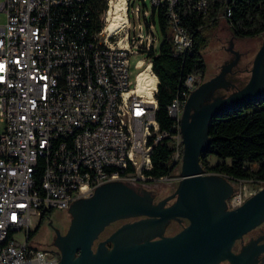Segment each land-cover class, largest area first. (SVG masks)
<instances>
[{
	"label": "built area",
	"instance_id": "built-area-1",
	"mask_svg": "<svg viewBox=\"0 0 264 264\" xmlns=\"http://www.w3.org/2000/svg\"><path fill=\"white\" fill-rule=\"evenodd\" d=\"M83 1L0 0L6 15L0 25V264L60 262L57 247L29 243L34 217L68 210L103 184L148 189L173 177L150 174L156 146L170 137L157 120L159 78L149 57L158 41L155 26L146 27L138 5V27L124 37L113 39L118 30L105 27L88 35ZM168 1L173 8L177 0ZM197 7L206 10L207 0ZM171 16L175 52L182 54L193 39ZM139 53L147 57L136 64L144 67L131 86L130 59ZM145 71L151 95L139 90ZM203 78L187 75L186 90L168 106L178 130L171 135L175 171L182 167L184 107ZM245 200L240 190L228 207ZM22 232L25 240L17 236Z\"/></svg>",
	"mask_w": 264,
	"mask_h": 264
},
{
	"label": "water",
	"instance_id": "water-1",
	"mask_svg": "<svg viewBox=\"0 0 264 264\" xmlns=\"http://www.w3.org/2000/svg\"><path fill=\"white\" fill-rule=\"evenodd\" d=\"M221 72L194 89L181 119L183 157L181 178L173 195L153 202V195L120 181L99 186L94 195L70 208L68 232L57 231L58 264H255L264 245L251 242L239 253L235 243L264 222V187L234 209H229L231 187L219 173H206L201 157L210 146V122L232 109L264 97V42L255 56L249 81L238 91L212 99L231 84L226 76L239 54ZM230 178V177H228ZM232 179V178H231ZM176 197L173 204H165ZM142 217L118 228L97 243L100 233L114 221ZM186 218L189 224L171 236L140 239L141 233L170 220ZM112 246H109V243Z\"/></svg>",
	"mask_w": 264,
	"mask_h": 264
},
{
	"label": "trees",
	"instance_id": "trees-1",
	"mask_svg": "<svg viewBox=\"0 0 264 264\" xmlns=\"http://www.w3.org/2000/svg\"><path fill=\"white\" fill-rule=\"evenodd\" d=\"M135 1L142 2L138 5L146 27L157 26L162 37L159 50L152 48L149 57L159 78L157 120L161 130L168 132L170 137L156 146L150 174L154 178L169 177L176 167L172 160L174 141L171 135L178 130L176 120L168 113V106L186 90L184 82L187 75L205 76L203 51L209 44L211 32L219 26L221 16H224L235 38H254L264 34V0H207V8L203 11L197 7L198 0H177L173 8L168 0L157 3L151 0V7L146 0ZM82 6L88 11V35L100 31L104 27L101 17L107 12L108 0H84ZM146 11L149 12L148 17L144 15ZM172 12L193 39L191 50L182 54L175 52L172 41ZM208 133L211 143L201 157L204 172L219 173L254 184L264 182V97L214 118ZM211 155L221 160L213 165L208 160ZM46 218L43 216L39 224ZM40 225L31 232V237Z\"/></svg>",
	"mask_w": 264,
	"mask_h": 264
},
{
	"label": "rangeland",
	"instance_id": "rangeland-1",
	"mask_svg": "<svg viewBox=\"0 0 264 264\" xmlns=\"http://www.w3.org/2000/svg\"><path fill=\"white\" fill-rule=\"evenodd\" d=\"M109 1L110 0H108V7H109ZM130 2L132 3V6H130ZM138 2L135 0H127L128 3L127 15L129 19V24L118 29L113 39L119 40L121 37H124L128 31L132 32V30H134L135 25L138 27V23H139L138 17L137 14L134 12V9L136 8V6H138ZM146 3L149 7H151V0H146ZM101 19L105 27L106 16L103 14ZM5 22H6V15L5 13L0 12V25L5 24ZM153 31L158 37V41L155 45V50L158 51L162 43V37L160 36L157 26L153 28ZM263 42H264V34L254 38H245V39L235 38L224 16H221L219 26L217 27V29L211 32L209 44L203 51V57L206 63V72L203 78L204 81H208L211 78L217 76L226 64L232 62L236 58L235 52L239 54V58H238V63L235 65L232 72L227 75V80L231 82L230 86L228 88H222L215 91V93L212 96V99L218 96H222V97L228 96L241 89L249 81L255 56L258 53L259 49L261 48ZM146 57L147 55L144 53H139L131 57L130 59L131 86H134L137 73L140 70H142L144 67V66L137 67L136 64L138 63L139 60L146 59ZM208 160L210 161L211 164L215 165L221 159L216 155H211L208 158ZM253 167L256 168V166ZM179 177H181V171L177 170L173 173V177L171 181H161L159 183H156L148 187V189L153 191V193L156 195V200L167 197L177 187V183L174 180ZM222 177L226 179V182L231 187L230 198L235 193L241 190L246 194V199H247L253 194H255L259 189L264 187V182L254 184L251 182L237 181L228 178L227 176H222ZM70 216L72 215L69 214L68 210H55L49 217H47L42 222L41 225L39 224L40 222L39 217L37 216L34 217V223L36 224L34 230L37 228L38 225H40V227L32 235L29 243L41 249H50L56 247L54 244V240L56 233L58 231L59 223L62 220H64L66 217L69 218ZM119 225L120 224L115 225V227L113 226V228L109 229L107 233L113 231ZM171 229L172 231H177L179 228L175 224ZM168 232L170 233V231ZM17 236H19L21 240H25V234L23 232L18 233Z\"/></svg>",
	"mask_w": 264,
	"mask_h": 264
},
{
	"label": "flooded vegetation",
	"instance_id": "flooded-vegetation-1",
	"mask_svg": "<svg viewBox=\"0 0 264 264\" xmlns=\"http://www.w3.org/2000/svg\"><path fill=\"white\" fill-rule=\"evenodd\" d=\"M228 74H230V73H228ZM226 78H227V76H226ZM203 81H204V79H203ZM203 81H202V83H203ZM174 181L177 183V187H178L180 178H177ZM126 184H128V183H126ZM128 185L136 188L140 192H149V193H151L153 195V197H154V199H153L154 203H159L160 201H162V200L168 198L169 196L173 195L174 192L177 189V187H176L175 190L170 195H168L167 197H164V198H161L159 200H156V195L153 193V191H151L149 189H146L144 187H137V186H133L131 184H128ZM175 200H176V197L172 198L171 200H169L165 204V206H169V205L173 204L175 202ZM73 204L71 205V207L73 206ZM70 208L68 209L69 214H71L70 213ZM141 218L142 217H135V218L131 217V218L119 219L117 221L112 222L111 224L106 226L105 229L100 233L99 238L97 239V243H99V242L107 239L108 237H110L111 234H113L118 228H120L124 224L131 223V222H134L136 220H140ZM72 219H73L72 216H70L69 218L66 217L64 220H62L59 223L58 231H60L61 234L65 235L68 232V230L70 228V225H71V222H72ZM117 224H120V225L118 227H116L113 231L107 233L109 229L113 228V226L115 227V225H117ZM175 224L178 226L179 229L177 231H172L171 228H173V226ZM188 224H189V220L186 219V218L173 219V220H170L169 222H167L164 225H158V226H154V227L149 228L148 230H146L143 233H141V235L139 237L142 240H147V239H152V238H158V235L159 236L160 235L171 236V235H174V234L178 233L179 231H181ZM168 231H170V233ZM55 238H56V236H55ZM256 241H257L258 245H264V222L262 224H260L259 226H257L256 228H254L253 230L249 231L247 234H245L243 236V238L239 239L235 243V245L233 247V250H234V252L239 253L242 250L243 247L247 246L251 242L254 243ZM108 245L112 246V243L110 242ZM263 262H264V251L261 252L258 255L257 261H256L255 264H261V263L263 264ZM220 264H230V262L229 261H224V262H222Z\"/></svg>",
	"mask_w": 264,
	"mask_h": 264
},
{
	"label": "bare ground",
	"instance_id": "bare-ground-1",
	"mask_svg": "<svg viewBox=\"0 0 264 264\" xmlns=\"http://www.w3.org/2000/svg\"><path fill=\"white\" fill-rule=\"evenodd\" d=\"M128 3L127 0H110L109 7L105 14L106 25L105 31L114 34L118 29L129 24L127 15ZM152 81V77H149L148 72L145 71L140 75L139 90L151 95V92L147 90L148 84Z\"/></svg>",
	"mask_w": 264,
	"mask_h": 264
}]
</instances>
